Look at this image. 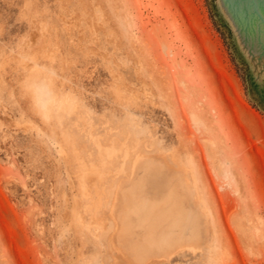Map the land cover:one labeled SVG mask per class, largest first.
<instances>
[{"label":"rangeland","instance_id":"obj_1","mask_svg":"<svg viewBox=\"0 0 264 264\" xmlns=\"http://www.w3.org/2000/svg\"><path fill=\"white\" fill-rule=\"evenodd\" d=\"M0 264H264V0H0Z\"/></svg>","mask_w":264,"mask_h":264},{"label":"bare ground","instance_id":"obj_2","mask_svg":"<svg viewBox=\"0 0 264 264\" xmlns=\"http://www.w3.org/2000/svg\"><path fill=\"white\" fill-rule=\"evenodd\" d=\"M173 206H175V205H173Z\"/></svg>","mask_w":264,"mask_h":264}]
</instances>
